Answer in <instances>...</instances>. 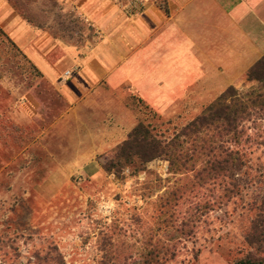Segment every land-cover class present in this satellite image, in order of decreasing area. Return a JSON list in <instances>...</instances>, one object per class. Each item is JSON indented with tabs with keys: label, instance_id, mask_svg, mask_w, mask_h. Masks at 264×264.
Segmentation results:
<instances>
[{
	"label": "crops",
	"instance_id": "crops-1",
	"mask_svg": "<svg viewBox=\"0 0 264 264\" xmlns=\"http://www.w3.org/2000/svg\"><path fill=\"white\" fill-rule=\"evenodd\" d=\"M60 1L92 29L83 48L0 0V26L62 103L42 112L25 95L8 120L0 110V233L33 196L58 198L67 170L103 169L96 158L127 139L144 107L191 121L229 87L254 85L248 71L264 56V0Z\"/></svg>",
	"mask_w": 264,
	"mask_h": 264
},
{
	"label": "rangeland",
	"instance_id": "rangeland-1",
	"mask_svg": "<svg viewBox=\"0 0 264 264\" xmlns=\"http://www.w3.org/2000/svg\"><path fill=\"white\" fill-rule=\"evenodd\" d=\"M8 2L23 19L35 22L37 28L65 45L83 48L92 42L90 39L94 35L84 17L64 7L60 0ZM54 91L43 74L0 26L2 120H8L10 106L22 100L25 95L33 96L40 103L42 112L48 109L49 101L57 109L60 108L62 103L56 99ZM143 111L145 120L166 137L172 136L178 128L189 122L163 120L146 107ZM251 132H264V123ZM253 150L252 159L259 168L264 164V146H254ZM105 160V154L96 158L100 164ZM64 176L66 182L58 198L40 201L33 196L32 200L24 204L21 202L17 216L7 219L3 224L0 235L4 244H0V264H31L30 260L34 256L45 255L53 245L58 246L67 264H98L102 258L100 246L103 233L115 230L121 234L127 232L128 237L124 239L129 244L137 243L140 246L146 238V231L157 225L159 192L154 181L158 176H168L164 161L151 162L147 173L141 172L136 176L132 168L126 170L123 179L107 175L101 168L72 173L67 170ZM257 194L249 190L235 198L222 211L212 214V224L206 227L199 241L195 244L187 243L190 250L194 245L196 248L205 246L199 261L185 264H230L232 258L227 256L228 249H232L234 254L238 253L245 229L252 218L242 207ZM8 238L10 241L6 240ZM5 242L8 244L5 245ZM55 255L57 253L53 252ZM185 256L186 251L181 260ZM37 261L32 260V264H40Z\"/></svg>",
	"mask_w": 264,
	"mask_h": 264
},
{
	"label": "trees",
	"instance_id": "trees-1",
	"mask_svg": "<svg viewBox=\"0 0 264 264\" xmlns=\"http://www.w3.org/2000/svg\"><path fill=\"white\" fill-rule=\"evenodd\" d=\"M247 76L254 85L242 90L229 87L172 136L166 137L144 119L105 154L104 172L118 179L131 168L135 176L147 173L156 160L166 163L168 176L154 181L159 192L157 225L146 231L140 246L124 239L127 232L103 233L98 264L197 263L205 246L190 250L187 243H197L211 226L212 214L249 190L258 194L242 209L252 218L238 253L228 249L227 256L232 258L230 264H264V164L256 167L251 155L254 146H264V132H251L264 123V56ZM0 244H4L1 236ZM184 251L187 256L181 260ZM32 260L67 264L54 245Z\"/></svg>",
	"mask_w": 264,
	"mask_h": 264
},
{
	"label": "built area",
	"instance_id": "built-area-1",
	"mask_svg": "<svg viewBox=\"0 0 264 264\" xmlns=\"http://www.w3.org/2000/svg\"><path fill=\"white\" fill-rule=\"evenodd\" d=\"M133 4V8H135L136 7V5L134 4V3H132ZM79 71V68L78 67H75L74 69H72V70H70V71H67L66 73H65V76H72V74L74 73V72H78Z\"/></svg>",
	"mask_w": 264,
	"mask_h": 264
}]
</instances>
